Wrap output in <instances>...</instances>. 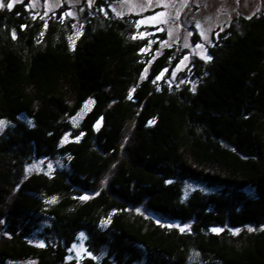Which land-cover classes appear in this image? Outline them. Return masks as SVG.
Returning <instances> with one entry per match:
<instances>
[{"label":"trees","instance_id":"1","mask_svg":"<svg viewBox=\"0 0 264 264\" xmlns=\"http://www.w3.org/2000/svg\"><path fill=\"white\" fill-rule=\"evenodd\" d=\"M22 8L0 10V264H66L80 232L81 264H264V13L195 58L189 89L156 81L175 49L150 60L129 21L90 19L69 45L51 20L36 40ZM55 154L68 169L27 171ZM183 179L220 192L183 200Z\"/></svg>","mask_w":264,"mask_h":264},{"label":"rangeland","instance_id":"2","mask_svg":"<svg viewBox=\"0 0 264 264\" xmlns=\"http://www.w3.org/2000/svg\"><path fill=\"white\" fill-rule=\"evenodd\" d=\"M3 3L5 6L0 7V10H7V4L13 3V0H3ZM19 4L23 5L22 9L26 12L29 22L36 21L39 24L36 36L38 41L43 39L50 22L60 27L61 36L69 45H74L85 31L84 24L92 22L90 19H94V22L96 17L103 16V18H120L129 21L132 24L130 37L144 40L141 52L146 53L151 49L150 60L165 48L175 49L177 61L172 66L164 67L156 81L168 86L187 83L189 89L194 88L198 81L192 71L195 58L207 60L205 57L210 56V48L216 47L220 40L228 35L229 27L237 18H250L264 13V0H15L13 7ZM151 17L156 19L152 20ZM15 31L12 26L8 31L12 38L14 36L16 38ZM147 68L148 66L145 72ZM145 72L142 73V78L145 77ZM133 88L134 86L130 89ZM90 105L91 101H86L70 118L73 130L78 128L82 116ZM4 122L0 125V134L8 125L7 121ZM72 133L73 131L67 132L61 144L72 139ZM76 136L79 134L77 133ZM67 162V155L41 157L30 161L27 164V171L42 170L45 173H52L68 169ZM182 186L183 200L189 198L193 191L220 192L217 187L208 186L194 179H183ZM138 209L142 213L156 217L147 210ZM81 233L83 232L77 234L67 249L66 264H81L84 257H94V254L87 250L86 235L83 233L84 236L81 238ZM33 238L38 243H42L40 234L34 235ZM103 254H105L104 249L98 256ZM7 264H32V262L25 260Z\"/></svg>","mask_w":264,"mask_h":264},{"label":"snow or ice","instance_id":"3","mask_svg":"<svg viewBox=\"0 0 264 264\" xmlns=\"http://www.w3.org/2000/svg\"><path fill=\"white\" fill-rule=\"evenodd\" d=\"M14 2H15V0H13V3H14ZM13 3H8V4H7V8H8V9H11V8L13 7ZM4 6H5V5H4V3H3V0H0V7H4ZM161 15H163V14H161ZM150 19L155 20L156 17H151ZM13 35H14V34H13ZM14 38H15V36H14ZM205 58H206V59H211L210 56L205 57ZM4 123H5L4 121H0V125H3ZM150 123H151V122H150ZM80 199H82V200H83V199H87V197H80ZM181 231H184V229L182 228ZM211 231L216 232V233H219V232L222 231V229H220V228H213ZM236 231H239V230H236ZM249 231H252V229L249 228ZM233 234H235V232H234ZM80 236H81V238H83L84 234L81 233ZM41 246H43V245L41 244ZM89 255H91V254L89 253Z\"/></svg>","mask_w":264,"mask_h":264}]
</instances>
